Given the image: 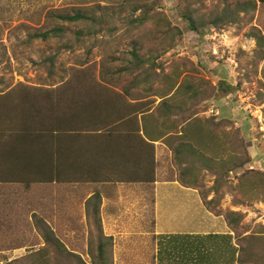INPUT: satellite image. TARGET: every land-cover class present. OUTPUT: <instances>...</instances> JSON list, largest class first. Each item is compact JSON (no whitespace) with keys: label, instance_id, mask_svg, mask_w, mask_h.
Masks as SVG:
<instances>
[{"label":"rangeland","instance_id":"rangeland-1","mask_svg":"<svg viewBox=\"0 0 264 264\" xmlns=\"http://www.w3.org/2000/svg\"><path fill=\"white\" fill-rule=\"evenodd\" d=\"M238 1L0 0V128L18 131L20 129L17 125L30 120V129L42 132L43 136L49 138L50 131L45 133L48 129L32 126L41 122L48 123L51 121V114L66 121L73 120V114L79 113L81 117L89 115L94 121L101 123L104 115L115 118V112H126L124 102L127 98H149L152 100L151 104L155 105L158 97L152 95L151 91L143 90L142 85H133L135 82L132 77L137 73H130L126 69L131 60V51L135 50L154 64L153 68H149L152 78L150 85L148 84L153 89L162 88L167 75L181 74L180 80L183 75L189 74L209 83L204 88L210 98L199 106L202 108L207 105V108L205 111L199 110V114L231 120L232 127L240 130L250 157L243 169L253 168L264 172V58H261L264 46L259 49L253 37V34L260 33L264 38V4L257 2L254 9L239 11L235 20L219 27L209 26L204 29L202 36L190 30L187 21L181 16L184 10L194 9L201 17L211 18L225 9H236ZM148 6L153 8L149 23L143 27H129L126 24L128 18ZM134 8H138L136 12H133ZM76 11L107 17L110 23L102 33L73 42V49L68 51L64 50L57 38H29L30 34L63 25L56 20V14ZM162 20L169 21L171 27L164 22L160 23ZM69 28L74 31L81 29V26L73 24ZM49 69L52 70L51 74ZM143 69L145 68H139ZM221 80L232 87L231 92L224 96L212 93V88L218 86ZM107 86L122 90V93L108 95L102 89ZM128 90L129 94L126 93ZM105 99L107 103L104 102ZM83 102L89 104L87 112L81 110ZM16 131L3 139L8 140L12 147H17V143H13L18 139L14 136ZM60 132L58 137L64 131ZM50 138L54 142L55 137ZM38 139L33 144L36 161L42 164L38 165V169H43L44 173L56 179V172L53 173L47 165H43L53 160H45L42 154L46 151L44 143L49 140ZM68 139L62 137L60 142L65 143ZM65 145L60 151L59 165L62 169L61 178L66 181L47 184L49 195L55 197V202L49 203L51 208L55 206L63 210L59 220L67 226L62 229L67 245L88 261L82 212L79 211L73 217V188L79 189L83 182H73L72 140ZM2 149L6 147H0ZM28 156L34 158L32 152ZM25 160L27 155L23 156L22 165ZM17 163L19 165L15 166L14 163L5 162L0 165V169L17 176V171L24 169L19 161ZM33 163L36 164L35 159ZM201 174L198 187L190 188L199 193L202 201V192L210 190L214 176L206 170H202ZM238 174L230 175L227 186L222 187V197L215 208L222 212L232 210L242 213L239 233L240 236H246L256 231L258 225L264 226V200L241 202L235 189ZM174 176L173 172L162 173L158 174V179ZM101 188L107 197L118 196L122 191H117V187L111 184H104ZM25 189L23 183L0 184V264L5 259L11 260L24 255L29 246L39 244L37 232L28 227L32 212L38 213L52 224L55 223L48 216L51 208L45 201L48 202L50 198L45 196V191L35 189L33 195H26ZM83 191H88V188ZM134 192L136 194L131 197H125L119 208V213L130 211L128 215L122 216L124 229L120 222L118 225L121 230L109 219L106 220V225L118 234L128 232V237L125 238L129 240L127 242L130 248L126 264H154L153 253L148 250L150 244L153 247L155 243L151 237L154 229V189L152 184L145 183L142 188L134 189ZM213 196L214 192L209 191L206 198L209 200ZM204 207L206 208L205 205ZM74 209L79 210L77 205ZM118 234L115 240L112 237V248L117 245L116 249L121 252ZM144 238L147 242L143 248L141 240ZM256 251L264 252V246ZM118 256L113 251L112 264H121L117 260Z\"/></svg>","mask_w":264,"mask_h":264},{"label":"trees","instance_id":"trees-1","mask_svg":"<svg viewBox=\"0 0 264 264\" xmlns=\"http://www.w3.org/2000/svg\"><path fill=\"white\" fill-rule=\"evenodd\" d=\"M257 2L264 4V0H239L236 9H225L219 15L206 19L194 9L184 10L181 16L187 21L190 30L202 36L204 29L209 26L219 27L230 20H235L239 11L254 9ZM137 9L134 8L133 12H136ZM152 11L153 8L149 6L140 9L138 14L128 18L126 24L129 27H143L152 20ZM55 17L65 27L63 25L54 26L48 30L30 34L29 38L31 40L57 38L64 50L68 51L73 49V42L102 33L110 23V19L107 17L88 15L81 11L60 13L56 14ZM163 22L171 27L169 21H160V23ZM73 24L80 25L81 29L71 30L69 27ZM253 37L257 47L261 49L264 46L263 36L257 33L253 34ZM261 58H264V52H262ZM51 65L52 63L50 68ZM151 66L153 68L154 64L149 58L141 57L139 52L135 50L131 51V60L126 69L130 73H137L132 77L133 82H135L133 85H142L143 90L151 91L152 95L159 98L158 103L150 112H145L148 111L147 109L142 111L143 134L151 140H162L169 148L172 163L178 170L175 173V179L183 186L198 187L202 170H206L214 176L210 190L205 193L202 192V201L209 211L215 215L224 216L227 226L232 232V234L204 237V242L200 245H204L206 249V264H264V252L256 251L257 248L264 246V226L258 225L255 233L240 236L239 229L242 227L243 214L232 210L222 212L215 208L222 197V187L227 186L231 174L236 175L240 170L242 171L237 175L235 186L239 200L241 202L264 200V172L253 168L243 169L244 164L250 161V157L244 146L240 130L232 127L231 120L199 114V110L205 111L207 108V105L202 108L199 106L201 102L210 98V94L204 88L209 83L206 84L205 81L197 80L189 74L183 75L180 80L181 74L167 75L163 87L153 89L149 86V81L152 78L149 72ZM141 67L145 69L139 70ZM51 71L49 69V74L52 73ZM231 89L232 87L226 81L221 80L218 82V86L212 88V93L224 96L230 93ZM126 93L129 94V90ZM81 104L84 105L81 110L87 112L89 104L85 102ZM49 118L51 121L48 123L41 122L32 127L48 129L45 133L50 131V137H55L54 142L50 137L43 136L42 132L30 129L29 124L31 122H28L30 120L17 125L20 129L18 131L7 127L0 128V147H6V149L0 150V165L6 162L14 163L16 166L19 165L17 161L22 165L21 160L23 156L27 155V160L22 165L25 170L17 171V176L7 174L0 169L1 184L18 182L30 186L32 183L44 179L66 181V179L61 178L62 169L60 166H57L59 170L56 171L55 176L57 178H54L55 180H52L51 175L44 173L43 169H38V165L42 164L36 161V149H34L33 144L38 138V140H49L44 145L47 146L50 142L55 144L57 151H59L57 154L61 156L62 152L60 151L66 147L65 144L71 140L73 142V132H80L79 130L94 131L103 125L102 122L94 121L89 115L81 117L79 113L73 114V120H59L55 114H51ZM147 118L155 119V123L147 125ZM148 126L152 129H148ZM61 130L64 132H62V136L58 137L57 134ZM14 131H16L14 136L18 139H15L13 143H17V147H12L8 140H3L12 136ZM62 137L69 139L63 143L60 142ZM30 152L34 154V158L28 156ZM33 159H35L36 164L33 163ZM30 161H32L31 165L28 166ZM209 191H213L214 196L208 200L206 195ZM100 208L101 196L99 191L95 190L84 203L88 261L65 242L67 239L62 229L67 226L59 220L62 218L61 214L58 219L53 220L55 223L52 224L43 216L32 212L28 227L37 232L39 244L29 246L27 253L18 258L5 259L3 264H112L113 238L112 236L108 237L103 232Z\"/></svg>","mask_w":264,"mask_h":264},{"label":"crops","instance_id":"crops-1","mask_svg":"<svg viewBox=\"0 0 264 264\" xmlns=\"http://www.w3.org/2000/svg\"><path fill=\"white\" fill-rule=\"evenodd\" d=\"M102 89L108 95L122 93V90L108 86ZM151 101L149 98L137 100L127 98L124 102L126 112H122V114L115 112V118H111V115L108 117L104 115L103 125L94 131L73 132V182H83L79 189L78 187L73 188V217L81 211L85 222L84 203L95 190L99 191L103 232L115 240L118 233L106 225V220L109 219L114 226L121 230L118 223L120 222L122 225V216L130 213V211L124 214L119 213V208L125 197L136 194L134 189L142 188L145 183L152 184L154 189V229L151 232V237L155 243H153V247L150 244L148 250H151L149 251L151 254L153 253L154 264H206V249L204 245H200L204 242V237L231 234V232L222 215H215L204 207L199 193L195 189L183 186L175 179V176L158 179V174L176 173L177 169L172 163L171 151L165 143L160 139L146 138L143 134L141 115L143 109H147L148 111L145 112L148 113L155 106L151 104ZM158 101L159 98L156 99L155 104ZM104 102L107 103V100L105 99ZM146 102L150 104H146ZM154 123L155 119L147 118V125ZM148 129L152 128L148 126ZM45 150V153L42 152L45 160L48 158H53V160L52 162L47 161L43 165H47L48 169L55 173L59 170L57 166H60V155L57 154L59 151L55 144L51 143L47 144ZM31 162L28 166L31 165ZM46 181L44 179V181L25 186V193L33 195L35 189L36 191L43 189L45 196L50 198L45 203H48L51 208L55 197L49 195L46 186L48 183L55 184L56 181ZM104 184L117 187V191L121 189V194L107 197L101 188ZM85 188H88V191H83ZM76 205L79 209L77 211L74 209ZM61 212L60 208L52 206L48 216L56 220ZM122 229H124L123 225ZM121 233L118 236L122 251L119 252L116 249L115 243V247L112 249L115 251V255H119L117 260L121 264H126V256L128 257V248H130L127 242L129 240L125 238L128 237V232L122 231ZM146 242V238L141 240L143 248Z\"/></svg>","mask_w":264,"mask_h":264}]
</instances>
